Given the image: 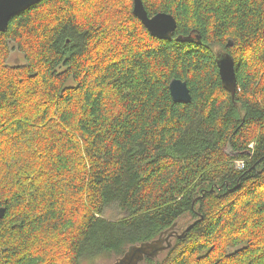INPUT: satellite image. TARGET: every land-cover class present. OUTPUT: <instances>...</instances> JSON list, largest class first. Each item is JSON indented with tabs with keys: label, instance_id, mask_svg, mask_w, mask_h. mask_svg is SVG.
I'll return each mask as SVG.
<instances>
[{
	"label": "trees",
	"instance_id": "obj_1",
	"mask_svg": "<svg viewBox=\"0 0 264 264\" xmlns=\"http://www.w3.org/2000/svg\"><path fill=\"white\" fill-rule=\"evenodd\" d=\"M142 2L170 40L134 0H44L0 32V264H112L196 221L141 264H264V0Z\"/></svg>",
	"mask_w": 264,
	"mask_h": 264
},
{
	"label": "water",
	"instance_id": "obj_2",
	"mask_svg": "<svg viewBox=\"0 0 264 264\" xmlns=\"http://www.w3.org/2000/svg\"><path fill=\"white\" fill-rule=\"evenodd\" d=\"M44 0H0V32H6L12 17L26 11ZM134 15L138 17L149 33L158 39L170 40L176 30L177 22L173 15L158 13L149 16L142 0H134ZM229 45H232L231 43ZM221 80L227 90L234 93L236 87V73L234 60L229 54L218 59ZM171 96L176 103H190L192 95L186 82L172 80L169 85ZM6 208L0 205V219L5 216ZM198 221L191 223L184 229L178 227V222L163 231L158 238L128 247L125 254L116 258L112 264H141L145 259H157L171 249L177 239L186 238L188 232Z\"/></svg>",
	"mask_w": 264,
	"mask_h": 264
},
{
	"label": "rangeland",
	"instance_id": "obj_3",
	"mask_svg": "<svg viewBox=\"0 0 264 264\" xmlns=\"http://www.w3.org/2000/svg\"><path fill=\"white\" fill-rule=\"evenodd\" d=\"M23 55L18 52L16 49H13L10 56V61L12 65H17L19 63L24 64ZM107 217L118 218L120 215L119 211L114 207H110L106 212ZM111 260H108L105 256H99L91 259H87L83 264H110Z\"/></svg>",
	"mask_w": 264,
	"mask_h": 264
},
{
	"label": "built area",
	"instance_id": "obj_4",
	"mask_svg": "<svg viewBox=\"0 0 264 264\" xmlns=\"http://www.w3.org/2000/svg\"><path fill=\"white\" fill-rule=\"evenodd\" d=\"M240 166H243V164H242V163H240Z\"/></svg>",
	"mask_w": 264,
	"mask_h": 264
},
{
	"label": "bare ground",
	"instance_id": "obj_5",
	"mask_svg": "<svg viewBox=\"0 0 264 264\" xmlns=\"http://www.w3.org/2000/svg\"><path fill=\"white\" fill-rule=\"evenodd\" d=\"M239 166H240V163H239Z\"/></svg>",
	"mask_w": 264,
	"mask_h": 264
}]
</instances>
